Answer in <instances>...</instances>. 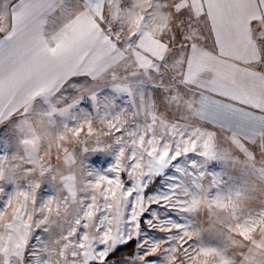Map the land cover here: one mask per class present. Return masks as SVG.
Masks as SVG:
<instances>
[{"label": "snow or ice", "instance_id": "6c2138e0", "mask_svg": "<svg viewBox=\"0 0 264 264\" xmlns=\"http://www.w3.org/2000/svg\"><path fill=\"white\" fill-rule=\"evenodd\" d=\"M0 147V264H264V0H0Z\"/></svg>", "mask_w": 264, "mask_h": 264}, {"label": "rangeland", "instance_id": "374dc122", "mask_svg": "<svg viewBox=\"0 0 264 264\" xmlns=\"http://www.w3.org/2000/svg\"><path fill=\"white\" fill-rule=\"evenodd\" d=\"M4 149L3 147H0V152H2ZM96 155L97 154H93V155H90L88 157V163L90 164L91 167L93 168H106L108 166V164L111 163V157H102L103 159H105L107 162L104 163V164H93L92 161L96 159ZM219 170V169H217ZM168 175H171V173H168ZM161 180H163L164 178L161 177L160 178ZM242 180H247V182L250 184V185H253V184H258L259 181L255 180L254 177H251V176H243L241 174L238 173V180L237 182L239 181H242ZM235 186V182L233 183H230L229 184V187H234ZM47 187V186H45ZM163 190V189H161ZM44 194H49L48 192H45ZM252 199L248 202L249 205H255L256 203H258L260 200L264 199V193H261L259 191H256V192H253L252 193ZM200 222L205 226L207 227V224H208V220H207V214L206 213H201L200 215Z\"/></svg>", "mask_w": 264, "mask_h": 264}]
</instances>
